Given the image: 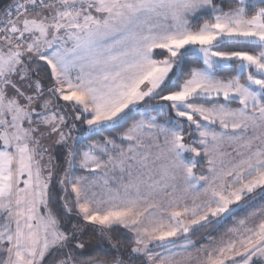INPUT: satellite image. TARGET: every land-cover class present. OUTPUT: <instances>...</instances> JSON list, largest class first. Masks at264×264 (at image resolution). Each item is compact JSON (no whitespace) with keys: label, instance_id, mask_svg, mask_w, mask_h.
Here are the masks:
<instances>
[{"label":"snow or ice","instance_id":"obj_1","mask_svg":"<svg viewBox=\"0 0 264 264\" xmlns=\"http://www.w3.org/2000/svg\"><path fill=\"white\" fill-rule=\"evenodd\" d=\"M0 264H264V0H0Z\"/></svg>","mask_w":264,"mask_h":264},{"label":"trees","instance_id":"obj_2","mask_svg":"<svg viewBox=\"0 0 264 264\" xmlns=\"http://www.w3.org/2000/svg\"><path fill=\"white\" fill-rule=\"evenodd\" d=\"M197 235H198V233H197Z\"/></svg>","mask_w":264,"mask_h":264}]
</instances>
